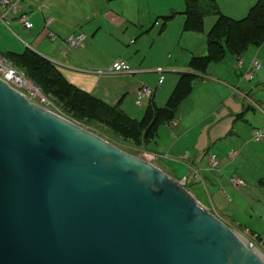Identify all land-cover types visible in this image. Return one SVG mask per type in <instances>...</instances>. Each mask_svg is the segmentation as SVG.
<instances>
[{
	"label": "water",
	"instance_id": "obj_1",
	"mask_svg": "<svg viewBox=\"0 0 264 264\" xmlns=\"http://www.w3.org/2000/svg\"><path fill=\"white\" fill-rule=\"evenodd\" d=\"M186 180L0 78V264H264Z\"/></svg>",
	"mask_w": 264,
	"mask_h": 264
},
{
	"label": "crops",
	"instance_id": "obj_2",
	"mask_svg": "<svg viewBox=\"0 0 264 264\" xmlns=\"http://www.w3.org/2000/svg\"><path fill=\"white\" fill-rule=\"evenodd\" d=\"M253 1L256 2V0ZM13 2L17 8L16 12L0 5V18H2L0 19V52L20 55L27 52L25 50H29V52H32L35 56L41 58L42 61L48 63L55 71L59 72L67 82L103 102L107 108L120 111L133 121L136 120L135 122H138L139 126L144 125L150 118V115L147 113L149 109L150 111L160 110L158 111V115H164L165 118L162 119L164 116H161L162 122L160 121L157 127L158 121L156 124L154 123L155 125L150 133V135H152V141L156 136H159L160 128H176L183 120L180 114L178 116V112L165 113L171 98V96L167 98L171 89L174 93L177 90H182L181 87L184 85V91H188L187 93L182 92V97L179 101H183L193 90L194 81L197 79V76L209 77L211 81L217 82V86L223 89L227 90L230 87L232 89V94L229 95L230 98L226 96L221 99L220 107L227 105L229 113H232L233 110L237 112L240 110L237 117L238 119L243 116L245 108H251V130H249L251 137V155L248 159L251 161V178L259 177L257 181L251 180V183L257 182L258 185L253 186L251 184V211L259 213V211H257V206H255V194H252V192L256 191L261 196H263L264 193V137L262 140L253 143L252 131L253 129H259L264 132V98H257V96H261V94L264 93V72L258 74L259 76L257 75L256 77V79L260 81L255 82L256 80H254V72L261 68V62L264 63V52H262L264 49V42L258 46H254L255 51L251 57L244 56L245 52L240 55L244 59L245 64L239 69L234 67L235 57L237 56L231 54V57H227L229 59L228 61H223L226 57L225 55L221 61H211L205 67L198 66V68L196 66L199 64L193 65L192 61L193 59L205 57L207 55L208 48L206 39L208 31L204 32L203 37L201 34H197L200 32L183 29L185 0H13ZM24 13L28 15L30 21V27L28 29L19 21V15ZM48 19H50L49 22H47ZM8 20H10V23L7 26L4 22ZM158 20H161V22ZM158 22L160 23V27L157 30L159 35H150L152 41L145 44L146 36L144 32L145 30L147 34L150 32L145 26L148 24H152L151 27L153 25H159ZM163 23L164 26L162 27ZM79 32L84 35L81 44L77 47H69L66 43V38L70 34ZM17 37L20 38L23 43L19 41ZM157 38H162L166 43L168 40L174 39V43L166 44L165 47L162 48H164L165 51L170 50V52L184 50L183 55H186L184 58L181 57L178 61L177 54H168L166 68L170 70H166L165 72H171L172 75H174L171 81L167 76H163L164 70H162L161 64L153 65L146 71L147 73H152V69L160 65L156 67V71L159 73L157 80L143 71L146 70V67H142L143 62L146 61L143 50L145 48H154L155 42L158 41ZM121 40H124L127 44L123 45ZM169 45H174V47L171 48ZM65 46H67V48ZM114 46H119L121 50H119L117 56L109 57L104 65L95 59L93 53L95 50L110 52V49ZM128 54L134 57L138 55L139 60L132 65L131 61H129ZM259 54L262 59L259 58ZM253 58L259 60L260 66L256 70L251 69V78H249L246 72L244 73L245 77L251 80V87L249 82L244 85V87H250L249 89H241L234 85L233 76L230 74L232 71L230 66L236 70H234V73H236L237 77H242L243 75L239 71L244 68L246 70L248 63ZM115 60H126L131 64V70L127 72L113 71L111 64ZM180 61L181 63H178ZM217 63L221 65L218 69L223 70L217 71L215 74L210 73L211 68L215 67L214 65ZM159 67L161 68V72L157 70ZM161 76L162 81L159 83V78ZM161 84H167V93L157 90ZM141 85H145L149 88L152 87L153 93L152 96L144 99L148 100L145 114H143L140 119H135L128 115L129 110L132 108L128 106L127 100L130 98H126V96L131 95L134 97L137 89ZM156 91H158V95ZM231 96L239 99V103L234 101ZM246 101L248 102L247 104L245 103ZM134 103L136 102L134 101ZM137 105L139 107L141 106L140 104ZM228 111H225L224 115H230ZM146 113L148 115H146ZM155 116L156 113L153 115L152 119L157 117ZM212 117V119L211 117L207 118L211 120V124L208 126V134L211 132V127H213L215 134L209 135L206 140V147L201 146L200 148L203 149L206 154L207 166L203 168L195 166V159H193L192 162L187 161L188 158H191L188 150L184 152L180 151V157L185 159V162L189 164L188 166L192 168L189 170L190 172L192 170V173L188 171L189 175L185 187H188L196 197H198L196 194L198 184H202L205 190L207 184L212 185L213 188L217 183L229 186L230 183L228 180L230 176H237L239 179H243L240 174L236 175V173H229L228 175L225 173L220 177L222 173L218 175L216 172L217 170L215 171L208 167V155L210 153H207L208 151L205 150L215 145L218 138L217 134L219 133V131H217V123L220 118L215 120V113L213 112ZM184 127L186 129L183 136L177 139V141H181V144L175 142L176 150H180V147L184 146L182 144V139L186 132L192 127V124L184 125ZM221 135H223V133H221ZM232 135L240 136L236 130L230 129L227 131L224 138L228 136L232 137ZM198 144L199 143L195 142L193 145L196 147ZM232 148L229 147V151L236 150V153L233 158L228 156L230 161H234L244 150L239 146ZM154 154L156 160H159L162 155L160 153ZM216 158L218 159V157ZM155 159H153V161ZM219 164L220 161L218 159V171L221 172ZM163 165L169 170L168 166L164 163L160 164L159 168L164 170L162 168ZM226 167L227 166L221 170H225ZM255 167L257 170L252 176V169ZM210 171H215L217 174L211 173ZM165 172L168 173L167 171ZM239 172L246 174L243 165L240 167ZM194 177L197 179H194ZM243 183L245 184L246 181L243 180ZM233 187L238 186L234 185ZM208 201L209 205L212 207L210 211L213 212V214L215 213L219 218L224 219L225 223L233 221L235 224L232 213H222L211 199H209V195ZM203 205L209 209L208 204L204 203ZM235 226L236 228L238 227L236 224ZM255 234L258 240L264 243L261 235L259 233Z\"/></svg>",
	"mask_w": 264,
	"mask_h": 264
},
{
	"label": "rangeland",
	"instance_id": "obj_3",
	"mask_svg": "<svg viewBox=\"0 0 264 264\" xmlns=\"http://www.w3.org/2000/svg\"><path fill=\"white\" fill-rule=\"evenodd\" d=\"M217 3L218 9L220 11L230 16L231 18L235 20H239L244 18L251 8L250 6L253 5L255 1L253 0H215ZM247 5V6H246ZM250 7V8H249ZM249 8V9H248ZM248 10V11H247ZM146 19V18H145ZM216 20V16L213 14H206L204 17V28L203 31L197 34H201L204 37V32H207L209 28L212 26L214 21ZM161 22V20H158ZM159 23V22H158ZM227 25V23H225ZM148 24L145 26L147 30H150V32L147 34L146 30L144 32V35L146 36L145 44L149 43L151 40L150 35H159L158 29L160 27L159 25H153ZM194 34V35H197ZM15 35V34H14ZM18 38V37H17ZM19 41L23 43V41L18 38ZM158 41L155 42L154 48L150 49H144L143 55L145 56L146 61L143 62L142 67H146V70H143L144 73L147 75L154 77L156 80L159 76V73L156 71L155 66L154 69H152V73H147V69L153 65L161 64L163 71V76H167L170 81L173 79V76L171 72H165L166 70H170L169 68H166V61L168 60V54L174 55L177 54L178 61L182 57L184 58L186 55H183L184 50H181L179 52L173 51L170 52V50L165 51L164 48L166 44L174 43V39H170L167 41H163L162 38H157ZM123 45H126L127 43L124 42V40H121ZM133 45V44H132ZM69 46V45H68ZM67 48V46H65ZM169 47H174V45H169ZM262 47V46H261ZM120 47L114 46L110 49V52H103L100 50H95L94 57L96 60L101 62L102 65L106 63V60L109 57H115L119 53ZM29 51V50H25ZM255 47H250L245 53L244 56L251 57V55L254 53ZM264 52V49L262 50ZM136 53V52H135ZM205 53V52H204ZM129 55V61H131V64L133 65L139 60V56H132ZM260 58V54L258 55ZM227 57H231L230 54H227L225 59L223 61H228L229 59ZM234 59V57H233ZM262 59V58H260ZM178 63H181L178 62ZM251 63H248L247 66H249ZM130 64V63H129ZM130 64V66H131ZM245 63L243 62V65ZM215 67L211 68L210 73L215 74L217 71H222L223 69H218L220 63H217L214 65ZM20 71L24 73V75H30L32 69L29 68H21L18 67ZM232 71L230 74L233 76L234 79V85H236L239 88H250L251 87V80H248L247 77H245L244 73L246 72L245 68L243 70H240L239 72L243 75L242 77H237L236 73H234V68H232ZM241 67H238V69ZM156 71V72H155ZM236 71V70H235ZM142 72V70H141ZM264 72V63L261 62V68L254 72V80L255 82H258L260 80H257L256 77L258 74H261ZM36 73L37 82L39 83L40 87L37 86L36 83L32 81L29 77L26 75L24 77L27 78V80L30 83H33L35 85L41 95L42 98H45L47 100V103H43L39 98H36L34 95L31 94L32 88H28L29 99L39 104L45 108H48L49 110L54 111L55 113L63 116L64 118L73 121L77 123L79 126L85 128L86 130L90 131L91 133L107 140L108 142L112 143L113 145L119 147L125 152H128L130 154H133L137 157L144 158L148 161H151L153 164H155L157 167H159L160 164H165L168 166L169 170L163 165L162 168L167 171L169 175L172 177H176L177 179H182L186 174L187 178L189 173H192L189 171L190 166L187 164L185 159H182L181 152L180 151H186L188 150L190 159L188 158L187 161L192 162L193 159H195V166L199 168H203L207 166V157L203 149H200L201 146L206 147V140L208 139L209 135H214L215 132L213 131V127L210 128L211 132L208 134V126L211 124V120L207 119L208 117H212V112L215 113V120L220 118L217 123V131L219 133L217 134V142L215 145L211 148H209L207 153H210L208 155L209 163L211 162L210 155H214L215 157H218L220 164L219 169L221 172L218 171V164L215 166H211V164H208V167L212 170H217L216 172L218 175L222 173L220 177H222L225 173L228 175L229 173H236V175L240 174L243 178L242 180L246 181V183L243 186L233 187L234 184L231 182V179L233 177L237 176H230L229 177V186L225 184L217 183L216 186L213 188L212 185L207 184L204 190V187L202 184H198L196 188V195L191 192L188 187L186 188L188 191H190L197 199H199L200 203L208 204L209 211L212 209V207L209 205L208 201V195L209 199L218 207L219 210H221L222 213H228L233 214L232 218L235 220V224L239 227L236 228L233 221L224 222V219L219 218L218 215L214 213V215L219 218L223 223H225L230 229H232L237 235H239L241 238L245 239L246 242H249L251 244V248L253 250H258L257 253L262 255L264 257V243L260 240H258V237L255 233H259L264 240V193L263 196H261L258 192H252L254 195V199L256 200L257 206V213L255 211H251V184L253 186H258L257 182L251 183L252 181H257L258 178H251V161L249 156L251 155V137H250V127H251V108H245L243 116L238 117V113L236 110H233L232 113H229V109L227 108V105L220 107L221 99L230 98L229 95L232 94V89L229 87V89H223L222 87L217 86V82L211 81V78L209 77H196L197 79L194 81L193 90L191 93L183 100L179 101L177 100L174 110L169 111L167 110L165 113L178 112L182 116L183 120L180 122V125L176 128H165L162 127L159 129V136H156L155 139L152 141V135H150L151 131L153 130L154 123L157 121H160L165 118L164 115H158L155 119H152V115H150V118L147 120V122L140 126L138 131H136L135 126L130 125L129 123H126L125 121H122L118 118H115V114H107L106 111H99L97 113L83 110L81 107H78L75 105L73 101H59L57 98H55L46 84L42 82L43 75L40 74V70H38ZM259 76V75H258ZM167 81V79H166ZM250 82V87L244 85L246 83ZM177 85V84H176ZM155 86V84H154ZM184 86V85H183ZM181 87V89L184 91L185 88ZM176 87V86H175ZM43 88V90H41ZM152 88V87H151ZM155 88V87H154ZM174 89V88H173ZM157 90H161L162 92L167 93V84H161L160 87L157 88ZM43 91V92H42ZM157 95H158V91ZM174 98L175 93H173V90L171 89L168 93V97ZM251 96V95H250ZM176 97V96H175ZM126 98H130L127 100V104L130 108L128 115H130L132 118L140 119L143 114H145V108L148 105V100H141V106L139 107L136 103H134L136 96L132 97L131 95L126 96ZM177 98V97H176ZM233 98V96H231ZM257 98H264V93L261 94V96H257ZM234 101L239 103V99L233 98ZM248 103L247 101L245 102ZM225 111H228L230 115L226 116L224 115ZM144 112V113H143ZM161 116H164L163 118ZM162 118V119H161ZM151 123V125H150ZM192 124V127L186 132L184 138L182 139V144L184 146L180 147V150H176L175 142L180 143L181 141H177V139L180 136H183L185 127L184 125ZM172 125V124H171ZM227 128V129H226ZM236 130L239 137L236 135H232V137H225L227 131L229 130ZM136 131V132H135ZM223 133V135H221ZM261 138L260 140H262ZM248 140V142H247ZM259 140V141H260ZM204 141V145H203ZM254 141V142H253ZM253 143L256 141L253 139ZM195 142L199 143L196 147L193 145ZM249 144H247V143ZM226 143V144H224ZM241 147L243 152L242 154L238 155L234 161H230L228 159V156L230 154L229 147ZM147 149V150H145ZM235 149V148H232ZM152 151V152H150ZM236 153V150H233ZM160 153L162 154L160 156L159 160H156L154 153ZM212 153V154H211ZM159 154V155H160ZM227 154V155H226ZM183 157V156H182ZM234 156L230 157L233 158ZM185 158V157H183ZM153 159H155L153 161ZM217 159V160H218ZM249 160V161H248ZM243 165V169L246 172V174H242L239 172L240 167ZM225 166V170L223 169ZM163 170V171H164ZM257 168L252 169V176L255 174V171ZM164 171V172H165ZM189 171V173H188ZM211 173H215L216 172ZM219 177V178H220ZM175 178V179H176ZM238 178V177H237ZM194 179H197L194 177ZM187 183V180H186ZM185 183V184H186ZM233 186H232V184ZM237 186V185H236ZM260 190V189H259ZM261 192V191H260ZM211 212V211H210ZM213 214V212H211ZM227 221V220H226Z\"/></svg>",
	"mask_w": 264,
	"mask_h": 264
},
{
	"label": "trees",
	"instance_id": "obj_4",
	"mask_svg": "<svg viewBox=\"0 0 264 264\" xmlns=\"http://www.w3.org/2000/svg\"><path fill=\"white\" fill-rule=\"evenodd\" d=\"M183 13V29L193 32H201L203 30L204 17L206 14H213L216 16V20L207 33V55L205 57L193 59L192 61L193 65L199 64L196 67H205L211 61H221L227 54L234 56L241 55L250 47L258 46L264 42V0H256L249 9L248 14L239 20H235L223 14L220 9H218L215 0H185V9ZM225 23H227V25ZM163 26L164 23L162 24V27ZM2 53L17 67L32 69L30 70V75H25L32 79L39 87L40 85L34 77L36 76L35 72L40 70V74H44L42 82L46 84L51 94L59 101H73L75 105L81 107V109L94 113L106 111L108 112L107 114H115V118L135 126L136 131H138L140 126L138 122H135L136 120L133 121L120 111L107 108L103 102L73 86L67 82L59 72L55 71L48 63L42 61L41 58L35 56L32 52L27 51L20 55ZM41 90H43V88H41ZM187 91H175L174 93L177 98L175 96L174 98H170L167 110L173 111L177 100L182 97V92L187 93ZM158 111L160 110L150 111L149 109L147 113L152 116L156 113L158 117ZM147 113L146 115H148ZM160 121H158V123L156 122V127Z\"/></svg>",
	"mask_w": 264,
	"mask_h": 264
},
{
	"label": "built area",
	"instance_id": "obj_5",
	"mask_svg": "<svg viewBox=\"0 0 264 264\" xmlns=\"http://www.w3.org/2000/svg\"><path fill=\"white\" fill-rule=\"evenodd\" d=\"M0 5L4 6V8H8L9 10H12L13 12H16L17 8L15 6V3L13 0H0ZM2 19V18H0ZM19 21L23 24V26L28 29L30 27V21L27 14H20L19 15ZM50 19L47 20L49 22ZM4 22V21H3ZM7 26L10 23V20L4 22ZM84 38V35L79 32L76 34H70L66 38V43L69 45V47H77L81 44L82 40ZM235 63L234 67H242L244 59L238 55L235 57ZM112 70L115 72H127L131 70L130 64L126 60H115L111 64ZM260 66V62L258 59L253 58L251 60V63L249 66H247L246 73L249 76V78L252 77V71L251 69H258ZM159 72H161V68H157ZM24 73L19 70V68L10 60L8 59L3 53L0 52V78L4 80L7 84L10 86L16 88L17 90L21 91L28 99L31 97L28 92V88H32L31 94L34 95L36 98H39L43 103H47V100L45 98H42V95L39 91V89L33 85V83H30L26 77H24ZM162 81V76L159 78V83ZM152 89L141 85L137 91H136V98L135 102L136 104H141V100L147 97L152 96ZM264 137V132L259 129H253L252 131V139L255 141H259L261 138ZM235 155V151L231 150L229 156L232 157ZM211 166H215L218 164V160L214 155H210ZM231 182H233L234 185H243V180L239 179L237 177H233L231 179ZM247 246L251 248V244L249 242H246Z\"/></svg>",
	"mask_w": 264,
	"mask_h": 264
}]
</instances>
